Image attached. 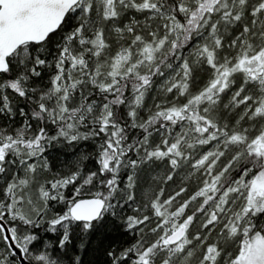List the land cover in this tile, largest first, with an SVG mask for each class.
Here are the masks:
<instances>
[{
	"label": "snow or ice",
	"instance_id": "6c2138e0",
	"mask_svg": "<svg viewBox=\"0 0 264 264\" xmlns=\"http://www.w3.org/2000/svg\"><path fill=\"white\" fill-rule=\"evenodd\" d=\"M0 264H264V0H0Z\"/></svg>",
	"mask_w": 264,
	"mask_h": 264
},
{
	"label": "trees",
	"instance_id": "16d2710c",
	"mask_svg": "<svg viewBox=\"0 0 264 264\" xmlns=\"http://www.w3.org/2000/svg\"><path fill=\"white\" fill-rule=\"evenodd\" d=\"M49 238H54V234H52V236H50Z\"/></svg>",
	"mask_w": 264,
	"mask_h": 264
}]
</instances>
